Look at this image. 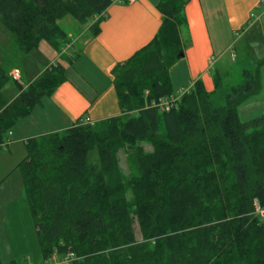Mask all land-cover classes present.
I'll return each mask as SVG.
<instances>
[{"label":"trees","instance_id":"obj_1","mask_svg":"<svg viewBox=\"0 0 264 264\" xmlns=\"http://www.w3.org/2000/svg\"><path fill=\"white\" fill-rule=\"evenodd\" d=\"M110 5L0 0V27L21 61L41 43L60 51L66 37L57 23L64 17L92 23L97 36L102 20L94 18ZM185 6L157 0V34L112 69L118 117L25 142L15 173L44 261L72 254L70 264H264V116L249 123L237 117L260 92L264 62L243 70L239 86L213 70L211 92L197 81L177 110L149 108L172 95L168 73L186 46ZM76 58L49 65L29 84L15 83L12 100L3 96L11 79L0 62V152L6 134L65 83Z\"/></svg>","mask_w":264,"mask_h":264},{"label":"crops","instance_id":"obj_2","mask_svg":"<svg viewBox=\"0 0 264 264\" xmlns=\"http://www.w3.org/2000/svg\"><path fill=\"white\" fill-rule=\"evenodd\" d=\"M184 1L187 26L182 39L186 46L183 56L168 73L172 95L192 87L197 81L203 84L207 92H211L214 58L228 51L235 56L233 49L236 44L244 45L245 50L259 51L261 56L254 62L256 65L264 62L262 0ZM156 6L157 0H135L132 5H110L95 37L90 35L92 23L83 29V26L72 21L69 24L75 27L76 36L70 38L71 42L61 41L65 45L64 50L59 51L61 56L57 52L54 58L52 55L38 57L34 55L37 51H34L20 61L19 68L10 71H17L21 85H26L49 65L63 63L61 59L72 55L77 57L65 70V83L50 98H43L40 105L7 134V151L0 154V185L15 175L16 167L26 156L27 140L63 132L77 123L94 125L120 115L111 71L153 40L162 22ZM31 60L36 65L27 70ZM259 78V94L237 109L241 123H249L264 116V64L259 70ZM16 95V84L11 81L4 88L3 96L6 100H12ZM13 178L17 182V191L11 196L0 193V244L7 247V261L13 262L16 257H20L19 253H24L28 257L25 264H66L56 256L47 261L42 259L20 181L18 177ZM26 245L29 246L27 252Z\"/></svg>","mask_w":264,"mask_h":264},{"label":"rangeland","instance_id":"obj_3","mask_svg":"<svg viewBox=\"0 0 264 264\" xmlns=\"http://www.w3.org/2000/svg\"><path fill=\"white\" fill-rule=\"evenodd\" d=\"M72 21L73 20L70 17H64L62 20H60L57 23L58 28L64 31L66 34V38L63 40L64 42H67V40L70 41V38L72 36H76L75 27L73 26L71 27V25L69 24ZM72 23L76 24L74 21ZM85 27L86 26H83L82 28L85 29ZM2 31L3 30L0 27V62L4 63V69L6 71L7 70L11 71L13 68H19L18 66L20 64V61L14 57V55L16 54L15 48L10 44L9 41L6 42V38H4ZM64 48H65L64 43H60V52H62ZM234 48L235 49H233V51L235 50L234 57H236V60L235 61L231 60L229 51L228 53L221 55V57H215L214 58L215 61L212 63V72L213 70L218 71L219 75L222 76L224 79H226V82L230 86L235 87V86H239L242 82L241 74L243 70H249L250 72H254L257 66L256 63L254 62H256V60H259V57L261 55L259 51L256 52V50L254 51L245 50V46L244 45L242 46V44L241 45L236 44ZM36 51L37 52H34L35 53L34 55L38 57L39 56L48 57L49 55H52V58H54L57 54V52L53 53V50H51V48L46 43H41L38 47V50ZM34 65H36V62H34L33 64L31 60V62H28L26 69L30 70L32 69V67H34ZM145 150L149 151L148 148H145ZM6 151L7 149L4 147L2 148V151L0 152V154H4L6 153ZM118 164H119L122 175L126 176L127 169H126V162H125V154H123L122 152H120L118 155ZM16 173L14 176L18 177ZM13 177L8 179L7 181H3L2 185H0V193L3 192V196H11L17 191L18 189L17 182L14 180ZM257 212L258 211L256 210L255 213ZM262 213H263L262 218L264 219V212ZM29 215L30 214L28 212V216ZM29 219H30V216H29ZM30 223H31V220H30ZM134 229H135V234H136V240L139 241V234L137 232V229L136 228ZM28 247H29L28 245L25 246L26 252H27ZM8 254L9 252L7 251V247L2 246V244H0V263L1 264H8L7 263ZM19 256H20L19 258L16 257L15 261H13L15 262L14 264H25L28 261L27 260L28 257H26L24 253H19ZM66 264H70V263H66Z\"/></svg>","mask_w":264,"mask_h":264},{"label":"built area","instance_id":"obj_4","mask_svg":"<svg viewBox=\"0 0 264 264\" xmlns=\"http://www.w3.org/2000/svg\"><path fill=\"white\" fill-rule=\"evenodd\" d=\"M134 2H135V0H110L111 5H115V4L132 5V4H134ZM261 3L264 4V0H262ZM104 18H105V12H103L100 16L95 17L93 23L97 22L98 20L103 21ZM230 58H231V60H234L235 57H234L233 53H230ZM10 79L12 81H14L15 83H17V85H21L20 76H19V73L17 71H12L10 73ZM191 89H192V87H187L185 89H182L176 95H171L169 97L161 98V99L157 100L156 102L152 103L149 108L157 110L158 112H161V113H169L171 111L177 110L180 100L185 95H188L189 92L191 91ZM84 124H82V125H84ZM261 216H263L262 212H261ZM73 259H74V256L72 254H67L62 259V261L64 263H70Z\"/></svg>","mask_w":264,"mask_h":264}]
</instances>
